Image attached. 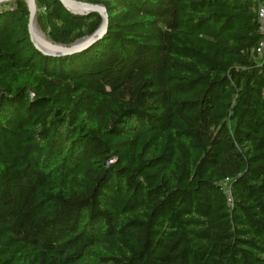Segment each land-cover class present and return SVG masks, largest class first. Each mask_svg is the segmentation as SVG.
Here are the masks:
<instances>
[{"label":"trees","instance_id":"1","mask_svg":"<svg viewBox=\"0 0 264 264\" xmlns=\"http://www.w3.org/2000/svg\"><path fill=\"white\" fill-rule=\"evenodd\" d=\"M77 1L0 4V264H264L260 0Z\"/></svg>","mask_w":264,"mask_h":264},{"label":"water","instance_id":"2","mask_svg":"<svg viewBox=\"0 0 264 264\" xmlns=\"http://www.w3.org/2000/svg\"><path fill=\"white\" fill-rule=\"evenodd\" d=\"M11 0H0V3L7 2ZM29 11H30V19H29V32L31 34V39L35 46L39 49V51L45 55H50L54 57H63L70 56L76 53L82 52L93 46L97 41H99L107 32L108 27V12L105 6L103 5H92L87 3H82L77 0H60L64 6L74 14H84V13H99L103 17V22L100 28L92 35L84 37L76 41L71 45H60L53 43L48 47L39 46L33 34V24L36 23V3L35 0H26Z\"/></svg>","mask_w":264,"mask_h":264},{"label":"built area","instance_id":"3","mask_svg":"<svg viewBox=\"0 0 264 264\" xmlns=\"http://www.w3.org/2000/svg\"><path fill=\"white\" fill-rule=\"evenodd\" d=\"M258 8V17H259V23H260V30L263 35V40L260 43V46L258 48V54L260 56L264 55V0H260ZM227 193L230 194V189H227ZM231 200V199H230Z\"/></svg>","mask_w":264,"mask_h":264},{"label":"bare ground","instance_id":"4","mask_svg":"<svg viewBox=\"0 0 264 264\" xmlns=\"http://www.w3.org/2000/svg\"><path fill=\"white\" fill-rule=\"evenodd\" d=\"M34 39L36 43L41 47H48L52 45V42L47 38V36L38 28L36 23L32 27Z\"/></svg>","mask_w":264,"mask_h":264},{"label":"rangeland","instance_id":"5","mask_svg":"<svg viewBox=\"0 0 264 264\" xmlns=\"http://www.w3.org/2000/svg\"><path fill=\"white\" fill-rule=\"evenodd\" d=\"M4 3V2H3ZM1 4V3H0ZM37 24V23H36ZM45 34V33H44ZM46 35V34H45ZM47 36V35H46ZM50 40V39H49ZM51 41V40H50Z\"/></svg>","mask_w":264,"mask_h":264}]
</instances>
